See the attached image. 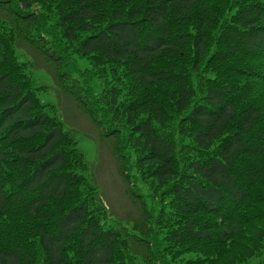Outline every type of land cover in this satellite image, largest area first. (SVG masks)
Returning <instances> with one entry per match:
<instances>
[{"label": "trees", "instance_id": "1", "mask_svg": "<svg viewBox=\"0 0 264 264\" xmlns=\"http://www.w3.org/2000/svg\"><path fill=\"white\" fill-rule=\"evenodd\" d=\"M25 41L113 138L133 225ZM0 264H264V0H0Z\"/></svg>", "mask_w": 264, "mask_h": 264}, {"label": "rangeland", "instance_id": "2", "mask_svg": "<svg viewBox=\"0 0 264 264\" xmlns=\"http://www.w3.org/2000/svg\"><path fill=\"white\" fill-rule=\"evenodd\" d=\"M15 52L20 60L26 62L31 75L44 87L41 98L54 104L66 129L75 134L89 164L86 175L98 188L110 211L112 222L133 225L143 214L142 203L129 194V185L113 153V138L105 136L104 131L62 87L55 66L46 57L26 41L18 43ZM80 65L85 67L86 62L80 60ZM131 175L135 177V172L132 171ZM138 192L147 208L157 207L156 198L152 197V192L142 181H138Z\"/></svg>", "mask_w": 264, "mask_h": 264}]
</instances>
